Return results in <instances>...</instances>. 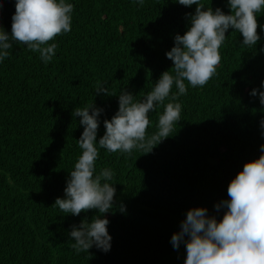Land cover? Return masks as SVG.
<instances>
[{
	"label": "trees",
	"instance_id": "16d2710c",
	"mask_svg": "<svg viewBox=\"0 0 264 264\" xmlns=\"http://www.w3.org/2000/svg\"><path fill=\"white\" fill-rule=\"evenodd\" d=\"M73 4L71 31L48 43L58 45L45 64L38 52L13 42L0 62V264H185L186 247L171 244L188 210L203 207L222 219L215 205L228 197V186L244 164L257 159L264 136V106L253 89L264 91V29L254 46L229 29L220 48L217 73L203 87L188 85L178 97L181 120L150 153L131 155L99 148L97 174L114 172L115 207L110 221L111 250L96 247L77 254L72 225L97 215L66 214L55 200L64 198L69 172L82 149L84 131L74 110L95 104L103 121L118 111L123 90L141 101L173 62L166 53L174 36L189 28L177 0H65ZM230 14L228 0H200ZM0 27L11 33L16 0H0ZM264 25V9L257 13ZM174 74V73H172ZM112 95H95L97 82ZM175 85L172 93H176ZM171 95V94H170ZM169 102L165 100L164 105ZM164 105L149 113L147 134L157 131ZM126 208L119 211V205Z\"/></svg>",
	"mask_w": 264,
	"mask_h": 264
},
{
	"label": "clouds",
	"instance_id": "9594fccd",
	"mask_svg": "<svg viewBox=\"0 0 264 264\" xmlns=\"http://www.w3.org/2000/svg\"><path fill=\"white\" fill-rule=\"evenodd\" d=\"M143 2L137 0L141 7ZM177 2L185 7L196 5V8L194 14H185L190 26L184 35L174 36V46L166 53L173 62L174 74L163 72L141 101L134 102V95L123 90L118 96V111L110 120L103 121L106 131L98 142L99 117L104 109L93 103L74 110L73 114L81 117L79 123L84 128L78 140L82 154L74 170L69 172L64 198L58 197L52 206L73 216L98 210L90 222L85 218L78 226L72 225L69 235L74 243L71 247L77 254L89 253L92 247L104 253L111 250L112 237L107 228L110 221L104 214L115 207L117 190L109 183L115 174L108 168L97 174V144L108 152L131 155L133 149H138L150 153L171 136L174 125L181 120L182 105L178 97L187 93L185 81L193 88L203 87L216 75L221 62L220 48L228 30L241 34L242 44L249 47L261 38L257 29H264V25L258 24L257 13L264 9V0H228L230 14L218 7L215 10L206 8L200 0ZM73 8V4L65 0H16L11 33L0 27V62L10 56L13 42L38 52L45 64L50 62L58 45L48 42L71 31ZM106 83L97 82L95 95H112ZM173 85L178 89L176 93H172ZM257 95L264 106V91L253 89L250 93L252 97ZM166 99L169 102L164 105ZM161 105L164 111L159 115L157 131L149 136V113ZM260 127L264 129V119ZM261 135L264 136V131ZM260 152L261 155L246 162L230 182L227 190L230 199L214 206L217 211L226 209L222 219L208 215L203 207L188 210L180 230L173 233L170 241L176 250L181 243L185 244V264H264V145L260 146ZM119 211H126L123 204L119 205Z\"/></svg>",
	"mask_w": 264,
	"mask_h": 264
}]
</instances>
